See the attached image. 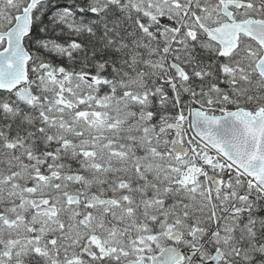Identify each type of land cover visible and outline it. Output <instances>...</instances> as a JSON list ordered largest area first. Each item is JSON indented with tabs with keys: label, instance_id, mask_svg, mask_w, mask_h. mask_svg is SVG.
Wrapping results in <instances>:
<instances>
[{
	"label": "snow or ice",
	"instance_id": "1",
	"mask_svg": "<svg viewBox=\"0 0 264 264\" xmlns=\"http://www.w3.org/2000/svg\"><path fill=\"white\" fill-rule=\"evenodd\" d=\"M0 264H264V0H0Z\"/></svg>",
	"mask_w": 264,
	"mask_h": 264
}]
</instances>
